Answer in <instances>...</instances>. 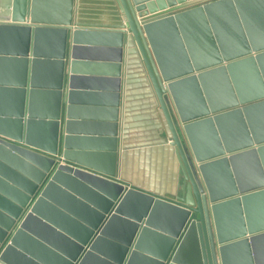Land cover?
<instances>
[{
  "label": "water",
  "instance_id": "water-1",
  "mask_svg": "<svg viewBox=\"0 0 264 264\" xmlns=\"http://www.w3.org/2000/svg\"><path fill=\"white\" fill-rule=\"evenodd\" d=\"M0 0V264H264V0ZM136 48L181 179L116 178Z\"/></svg>",
  "mask_w": 264,
  "mask_h": 264
},
{
  "label": "crops",
  "instance_id": "crops-1",
  "mask_svg": "<svg viewBox=\"0 0 264 264\" xmlns=\"http://www.w3.org/2000/svg\"><path fill=\"white\" fill-rule=\"evenodd\" d=\"M116 9L115 0H75L74 19L82 23H117ZM169 141V132L140 56L127 40L122 67L116 178L162 197L176 196L181 175Z\"/></svg>",
  "mask_w": 264,
  "mask_h": 264
}]
</instances>
